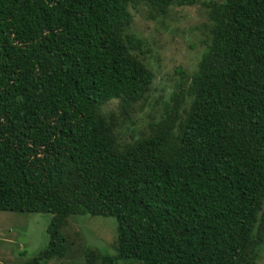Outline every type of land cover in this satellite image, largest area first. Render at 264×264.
I'll list each match as a JSON object with an SVG mask.
<instances>
[{"label": "trees", "instance_id": "trees-1", "mask_svg": "<svg viewBox=\"0 0 264 264\" xmlns=\"http://www.w3.org/2000/svg\"><path fill=\"white\" fill-rule=\"evenodd\" d=\"M174 2L0 0V212L51 216L24 264L63 257V223L86 216L115 223L117 255L99 264L261 259L264 0L201 2L209 42L154 134L119 148L103 111L128 115L154 80L131 10L163 18Z\"/></svg>", "mask_w": 264, "mask_h": 264}, {"label": "rangeland", "instance_id": "rangeland-1", "mask_svg": "<svg viewBox=\"0 0 264 264\" xmlns=\"http://www.w3.org/2000/svg\"><path fill=\"white\" fill-rule=\"evenodd\" d=\"M202 1L211 0H199L192 6H179L175 0L167 15L156 19L149 18L147 6L139 5L131 10L133 19L129 32L145 41L146 54L140 58L153 73L154 80L145 97L131 106L128 115L118 116L119 105L115 100L104 106L106 114L116 115L112 120L116 128L112 132L119 148L154 134L155 125L161 124L164 116L160 101L169 100L175 91L174 99H177L179 92L190 85V77L197 70L210 36ZM179 69L185 73L182 78ZM191 100L192 97L186 99L183 109H188ZM50 217L49 214L0 212V264H24L43 250L48 244ZM61 231L67 242L65 254L46 264H88L89 261L99 264L103 255H117L116 227L111 218L70 217ZM20 252L25 255L19 256ZM257 264H264V245Z\"/></svg>", "mask_w": 264, "mask_h": 264}]
</instances>
